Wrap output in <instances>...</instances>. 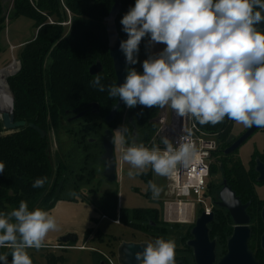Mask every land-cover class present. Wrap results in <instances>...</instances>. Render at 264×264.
I'll use <instances>...</instances> for the list:
<instances>
[{
  "label": "clouds",
  "instance_id": "9594fccd",
  "mask_svg": "<svg viewBox=\"0 0 264 264\" xmlns=\"http://www.w3.org/2000/svg\"><path fill=\"white\" fill-rule=\"evenodd\" d=\"M120 22L127 34L120 42L127 65L139 62L146 36L149 45L165 47L142 62V73L129 67L123 83L107 88L96 76L92 87L128 108H170L201 126L227 118L246 128H264V30L257 27L264 22V0H135ZM114 131L130 178L148 169L169 177L179 167H188L197 153L194 144L174 145L167 137L162 138L163 148L135 140L128 144L126 126ZM4 169L0 162V174ZM46 183V176L36 178L32 187ZM148 187L158 198L161 188L151 180ZM58 228L49 211L29 210L22 200L17 208L0 212V249L10 250L11 264H33L28 249L45 247L48 234ZM8 256L0 253V262L8 264ZM135 259L138 264H177L176 242L156 238Z\"/></svg>",
  "mask_w": 264,
  "mask_h": 264
},
{
  "label": "trees",
  "instance_id": "16d2710c",
  "mask_svg": "<svg viewBox=\"0 0 264 264\" xmlns=\"http://www.w3.org/2000/svg\"><path fill=\"white\" fill-rule=\"evenodd\" d=\"M113 3L114 0L12 1L10 16L29 18L38 31L19 55L20 69L7 80L15 103L14 119L25 121L26 126L2 135L0 120V162L5 164L4 173L0 174V212L17 208L22 200L27 202L29 210L41 208L46 211L60 201H77L82 197L81 188L89 185L95 178L96 167L103 166L102 135L106 129L120 126L121 114L125 109L124 105L115 120L107 125L104 117L117 98H110L107 91L100 92L91 86L96 76L101 77V83L106 88L116 83L104 23ZM134 4L135 0H122L121 10L116 18L120 42L127 39L120 21ZM1 11L0 6V30L5 20ZM67 21L70 26L66 31V25L63 26L62 23ZM141 50L142 47L139 48ZM96 62L102 64L103 71L96 76H90L89 68ZM135 66L136 64L128 65V68ZM93 103L99 105L98 115L92 113L90 105ZM160 109L140 105L130 108L127 126L135 132L131 130L127 139L146 145L156 134L155 120ZM82 112L85 113L82 118L69 121ZM94 118H99L100 123H93ZM30 123L42 129L46 136L41 139L27 126ZM195 124L208 134H221L231 130L232 120L225 118L215 126ZM74 125L80 128L70 129ZM60 129L66 130L73 140V146L65 153L51 156L49 133L58 134ZM225 140L227 135L222 137L223 143L227 144ZM228 159L229 157L223 158V161ZM45 176L47 183L42 188L32 187L36 178ZM241 176L227 179V183L241 201L249 202L248 214L251 217L258 205L253 189L254 179L252 176ZM70 192H75L76 195H69ZM100 202L99 210L103 216H114V219L119 217L123 222L136 218L137 212L153 211L118 209L116 192L103 194ZM156 211L158 213V209ZM223 220L222 213L216 214L210 226L222 245L232 230L231 221ZM258 221L261 234L264 227L261 220ZM90 233L91 230L86 231L87 235ZM253 242L254 237L251 235L248 248L256 260L264 264V253L259 249L261 253L255 254L250 248ZM5 251L10 252L9 249H0V253ZM11 259L9 253L8 264H11Z\"/></svg>",
  "mask_w": 264,
  "mask_h": 264
},
{
  "label": "rangeland",
  "instance_id": "374dc122",
  "mask_svg": "<svg viewBox=\"0 0 264 264\" xmlns=\"http://www.w3.org/2000/svg\"><path fill=\"white\" fill-rule=\"evenodd\" d=\"M13 0H0L1 15L5 18L3 27L0 30V69L7 67L12 61L19 62L20 59V47L10 48V45H17L19 42L27 41L29 43L36 35L38 30H35L33 21L26 17H12L11 7ZM70 20V19H69ZM51 23L52 20H49ZM66 31L70 26V22H66ZM53 24V22L51 23ZM147 43L150 37L146 36ZM25 43V44H27ZM164 45V44H162ZM162 45L159 49H162ZM149 46V43H148ZM140 48V47H139ZM149 49L143 61L148 58ZM138 71V69L136 68ZM10 78V77H9ZM8 80V79H7ZM12 94V93H11ZM13 96V95H12ZM14 103V98H13ZM15 104V103H14ZM130 108L125 105V109L121 114L120 126L114 127L112 130L115 135L116 129L121 126H126L128 131L125 133L126 139L130 136L132 129L127 126L129 119ZM166 114L167 121H170L172 109L161 108L157 117V131L154 137L145 145L151 147L153 144L163 148L162 137L160 136V126L158 120L161 115ZM93 123L99 124L100 119L94 118ZM194 121V120H193ZM63 124V123H62ZM80 126L74 125L70 129H79ZM249 128L243 125L236 124L232 121L231 130L228 132L219 133H206L216 143V150H223L229 147L234 141H236L241 135H243ZM179 128L176 127L167 138H171L178 133ZM135 132V130H132ZM7 134L2 131V135ZM227 135V140L224 144L222 137ZM103 137V135H102ZM72 139L69 137L65 129H60L58 134L49 133V152L51 156L55 154L65 153L73 146ZM127 142H131V139H127ZM226 145V147H224ZM224 147V148H223ZM217 152H214L209 157L210 174L207 180L206 188V202L208 207H212L217 201V195L222 187L223 180L236 179L238 176L246 178V176H252L254 182L253 189L255 190L256 200L258 201L257 208L251 213L250 226L252 229V235L254 242L251 243L250 248L253 253H261L259 251V221L261 208L264 207V184H255V174L253 173V160L258 157L259 154L264 159V128L258 129L239 149L238 151L229 156L228 161H223L222 157ZM103 155V152H102ZM114 155L116 159V174L117 180L113 184H109L103 178L104 166L99 165L96 167V176L89 185H85L81 188L82 197L78 198L77 201H60L64 202L59 208L60 210L55 211L54 217L56 218L59 227L66 229L68 233L74 235L76 241L74 243H58V239L52 241L51 234L49 233L45 247L40 250L28 249L29 255L33 261V264H94V258L97 256L96 251L104 254L110 252V247H115L118 242H125L129 240H136L139 234H134L133 229L140 231H147V218L150 221H155L156 217L162 218L164 214L165 202L172 200L168 192V181L167 177H161L155 175L151 169H148L146 174H141L135 178H130L127 172L130 165L119 159V147L114 144ZM102 157V156H101ZM102 161V160H101ZM103 163V162H102ZM241 165V167L239 166ZM152 172V178H149V174ZM242 177V176H241ZM151 180L161 188V192L158 198H153L152 192L148 187V181ZM103 184V185H102ZM108 188L110 191H114L118 194V209L133 211L139 209H153L151 212H137L136 219L131 218L124 222L125 224H115L113 222L114 216L103 218L102 212L97 207L99 197L105 192L103 188ZM108 194V193H107ZM101 198V197H100ZM83 199V200H80ZM189 203H194V199L186 200ZM84 202V203H83ZM95 202V205H94ZM57 204V203H56ZM55 204V205H56ZM53 206V208L55 207ZM70 205V206H68ZM94 205V206H93ZM51 208L48 211H51ZM158 209V213L156 211ZM200 214L199 207H195L194 213H190L187 217L198 216ZM141 218V219H140ZM131 221V224H129ZM139 222V224H137ZM130 225L131 227L127 226ZM232 227V224H231ZM87 230H92L90 234H86ZM64 236V235H63ZM62 237V236H61ZM50 238V239H49ZM142 239V238H138ZM111 241V243L109 242ZM225 244V242H224ZM73 247L71 249H54V247ZM80 246H84V249H77ZM224 246V245H221ZM95 252V253H94ZM5 253H10L5 251ZM223 253L221 249V254ZM219 254V255H221ZM259 255V254H258ZM117 264L116 259L113 260Z\"/></svg>",
  "mask_w": 264,
  "mask_h": 264
},
{
  "label": "water",
  "instance_id": "95a60500",
  "mask_svg": "<svg viewBox=\"0 0 264 264\" xmlns=\"http://www.w3.org/2000/svg\"><path fill=\"white\" fill-rule=\"evenodd\" d=\"M121 3L122 0H114L108 15L104 18L108 51L112 60L117 85L123 83L128 68L125 56L120 50V39L116 28V18L120 13ZM257 27L261 30H264V22H261ZM14 62L15 61L13 60L12 63H10L7 67L1 68L0 72L9 68ZM15 63L16 69L9 77H12L20 69V63L18 61ZM102 71V64L100 62H96L89 68L88 72L90 76H96L102 73ZM6 88L11 93L7 81ZM13 104L10 111L6 112V114H0L2 130L6 133L17 131L20 128L26 126L25 121H16L14 119ZM124 105L125 104L120 101L119 98H117L116 103L111 107L109 113L104 117V121L107 125L111 124L115 120L118 112L123 108ZM90 108L93 114L98 115L100 113L99 105L97 103L91 104ZM84 115V112L79 113L78 115L69 119V121L80 119ZM27 126L34 130V132H36L41 139L46 136V133L35 124L30 123ZM258 129H260V127L253 126L249 128L242 136H240L227 149L224 150V155H230L234 153ZM113 138L114 135L112 131L110 129H106L102 137L103 155L101 159L104 162L103 178L109 184H113L116 181V161L114 155ZM255 164V171L258 174L256 182L264 183V163H262L259 159H256ZM218 201V205L228 211L233 222L232 233L226 240V253L218 262L216 261L215 240L210 241L209 239V225L214 219V213L212 212L209 215H206L204 212H201L197 216L195 226L191 231L192 239L187 242V246L192 249L195 264H260V262L255 259L252 252L248 248V242L252 235V229L249 225L250 219L246 213L248 204L243 205L235 196V193L227 186L225 181L224 186L219 193ZM260 220L262 227H264V207H262L260 212ZM75 241L76 239L74 235L66 234L59 238L58 243L66 244L74 243ZM146 244L147 243L135 244L122 242L117 250L118 264H138V261L135 259V254L137 252H142L146 247ZM259 249L262 253H264V231H262V234L259 238Z\"/></svg>",
  "mask_w": 264,
  "mask_h": 264
},
{
  "label": "built area",
  "instance_id": "2783aa9c",
  "mask_svg": "<svg viewBox=\"0 0 264 264\" xmlns=\"http://www.w3.org/2000/svg\"><path fill=\"white\" fill-rule=\"evenodd\" d=\"M66 24L62 23L63 26ZM158 124L162 138L168 136L178 127V133L170 138L173 144L178 145L181 142H186L194 144L197 148V153L188 167H179L177 171L167 177L168 192L172 200L163 204L164 219L168 222L183 219L188 214H193L196 206L199 207L200 213L204 212L209 215L212 212V207H208L207 199L204 195L210 174L209 157L210 153L215 150V141L208 134L201 131L192 119H181L173 110L169 122L164 113L160 116ZM119 159L122 160L120 148ZM188 199H194V203L187 202L186 200ZM180 207L183 208V214L180 212ZM117 219L114 221L115 224H118ZM62 248L64 247H54V249Z\"/></svg>",
  "mask_w": 264,
  "mask_h": 264
},
{
  "label": "flooded vegetation",
  "instance_id": "af4514ba",
  "mask_svg": "<svg viewBox=\"0 0 264 264\" xmlns=\"http://www.w3.org/2000/svg\"><path fill=\"white\" fill-rule=\"evenodd\" d=\"M227 148H225V149H227ZM225 149L216 150V147H215V150L212 151L210 153V155L214 152H217L216 154L220 155L223 159V158H228L229 156H232L233 154H235L238 151V149H237L234 153H232L230 155H224ZM261 154H259V156L255 157L253 160V164H254L253 165V173L255 174V182H256V179L258 177V174L255 171V166H256L255 160L259 159L262 163H264V159H262V157H260ZM115 161H116V159H115ZM103 166H104V162H103ZM116 180H117V174H116ZM224 181L226 182L227 186L234 192L232 187L227 183L226 179L222 181V187H221L220 191L222 190V188L224 186ZM255 184H264V183H257L256 182ZM253 186H255V185H253ZM220 191L218 192V195H217V201H215L213 204V211L212 212L214 213V218H215L216 214L222 213L223 219H224L223 221H225V222L231 221V224H232L231 229H232L233 228V222H232V219H231L228 211L224 208H221L218 205V203H219L218 198H219ZM254 192H255V190H254ZM235 196L240 200V202L243 205L248 204V208L246 209V213H247V215L250 219V222H251L250 215L248 214L249 206H250L249 202L241 201V199L236 195V193H235ZM103 218H106V216H103ZM117 218H119V217H117ZM196 218H197L196 216L185 217V218L177 220L175 222H168L164 219V217H162V218L156 217L155 221H150V219L147 218V223H148L147 225H149L147 227L148 228L147 231L136 230V229H133L130 225L126 224L127 226L132 228L135 235H136V232L139 234L138 238H142V239L140 240V239L136 238V240H129V241H125V242L126 243L140 244V243H148V242L154 241L156 238H160V237H163L165 239H173L176 242V261H177V263H179V264H195L192 249L187 246V242L192 239L191 231H192L193 227L195 226ZM116 219H114L113 222L116 221ZM117 220H118V225L119 224H125L123 221H121L120 218ZM129 224H131V221H129ZM137 224H139V222ZM249 225H250V223H249ZM210 226H211V224L209 225V229H210L209 239H210V241L215 240V255H216V261L218 262L226 253V240L231 234L225 239L224 246H221L222 245L221 242L219 241L218 237L212 232ZM250 228H251V226H250ZM231 233H232V230H231ZM109 242L111 243V241H109ZM121 243L122 242H118L115 247L111 246L110 252L108 254L100 253L98 251H96V253L94 252L97 255L94 258V261H95L94 264H115V262L113 261L114 259H116V262L118 264L117 250H118V247ZM71 248H73V247H64L62 249L66 250V249H71ZM84 248L78 247L77 249H84ZM221 249L223 251L222 254H221ZM219 254H221V255H219Z\"/></svg>",
  "mask_w": 264,
  "mask_h": 264
},
{
  "label": "crops",
  "instance_id": "0c3cea01",
  "mask_svg": "<svg viewBox=\"0 0 264 264\" xmlns=\"http://www.w3.org/2000/svg\"><path fill=\"white\" fill-rule=\"evenodd\" d=\"M35 37V36H34ZM34 37H33V39H34ZM32 39V40H33ZM25 43H27V41H23V42H19V43H17V45H10V48H14V47H20L21 48V51H22V49H23V47L26 45ZM28 44V43H27ZM160 45H162V44H152V45H149L148 46V43H147V38L145 37V38H143L142 39V41H141V44H140V46L139 47H142V50L141 51H139V53H138V63L136 64V66H135V69L137 68L138 69V72H141L142 73V71H143V69H142V62H143V57L145 56V54L147 53V48L149 49V54L148 55H155V54H157L158 52H160V51H162V49H159V46ZM162 47H165V45H162ZM21 51H20V53H21ZM145 58V57H144ZM19 59V58H18ZM149 178L151 179L152 178V172L150 173V175H149ZM103 185V184H102ZM104 189V192L105 193H108V194H112V193H114V191H110V190H108V188H103ZM104 193V194H105ZM101 197V196H100ZM100 197H99V200H98V203H97V207L96 208H99L100 207V205H101V202H100ZM64 202H58L56 205H55V207L51 210V211H49L53 216H54V212L55 211H57V210H60L59 208L62 206V204H63ZM84 203V202H83ZM94 205H95V202H94ZM93 205V206H94ZM68 206H70V205H68ZM118 207H119V205H118ZM92 231V230H91ZM66 233H68L67 232V230L66 229H63V228H61V227H59L58 228V230H56V231H52V232H50V234L52 235L51 236V240L52 241H55V239H58L59 237H61V236H63V235H66ZM50 239V238H49ZM59 240V239H58ZM81 247H83V246H80L79 248H81Z\"/></svg>",
  "mask_w": 264,
  "mask_h": 264
},
{
  "label": "bare ground",
  "instance_id": "6f19581e",
  "mask_svg": "<svg viewBox=\"0 0 264 264\" xmlns=\"http://www.w3.org/2000/svg\"><path fill=\"white\" fill-rule=\"evenodd\" d=\"M16 69V63L14 62L9 68L0 72V114L11 110L12 107V96L9 90L6 88V81L10 75ZM188 208V207H187ZM180 212L183 214V208L180 207ZM181 214V215H182Z\"/></svg>",
  "mask_w": 264,
  "mask_h": 264
}]
</instances>
